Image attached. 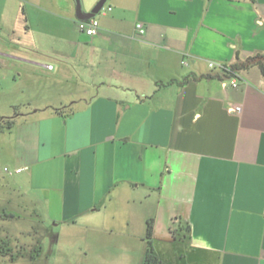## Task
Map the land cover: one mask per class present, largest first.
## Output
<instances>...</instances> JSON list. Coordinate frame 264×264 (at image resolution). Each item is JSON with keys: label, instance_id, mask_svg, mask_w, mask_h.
Here are the masks:
<instances>
[{"label": "crops", "instance_id": "obj_1", "mask_svg": "<svg viewBox=\"0 0 264 264\" xmlns=\"http://www.w3.org/2000/svg\"><path fill=\"white\" fill-rule=\"evenodd\" d=\"M94 18L90 37L75 0H0V60L39 78L0 133V210L57 229V264H143L150 219L161 264H264V75L208 66L264 51V0H106Z\"/></svg>", "mask_w": 264, "mask_h": 264}, {"label": "rangeland", "instance_id": "obj_2", "mask_svg": "<svg viewBox=\"0 0 264 264\" xmlns=\"http://www.w3.org/2000/svg\"><path fill=\"white\" fill-rule=\"evenodd\" d=\"M38 80L39 78H34L30 71L17 65L5 64L0 60V121L7 119L8 116H14L18 110L23 109L26 100L34 96V84ZM5 173L0 164V177ZM4 197L0 192V207L5 206ZM16 210L21 215V218L16 220L2 216L5 211L0 210V240H5L8 247L11 248V252L15 255V258L11 259L8 255L0 254V264L59 263L61 261L60 257L57 259L53 251L56 245L57 229L51 232L52 227L46 225L44 227L45 232L39 234L36 231L37 225H32V211L20 208ZM59 244L64 247L66 253L70 254V259L76 258L75 256H77L81 247L80 241H72V239L61 240ZM41 247L43 250L40 252Z\"/></svg>", "mask_w": 264, "mask_h": 264}, {"label": "trees", "instance_id": "obj_3", "mask_svg": "<svg viewBox=\"0 0 264 264\" xmlns=\"http://www.w3.org/2000/svg\"><path fill=\"white\" fill-rule=\"evenodd\" d=\"M252 66H257L261 70V73L264 75V51L256 52L252 55L245 57L244 59H238L234 64L231 65L232 70H240L247 69ZM14 124L13 118H7L0 121V133L4 130L10 129ZM1 215V214H0ZM2 216H7L5 213ZM190 226L188 223H184V225L178 230L173 232V237L177 241H187L189 238ZM152 235V220H148L146 223V235L147 239V249L144 256L143 264H161L160 260L154 253V250L151 245ZM0 254L8 255L11 259L15 258V255L11 252V248L8 247L7 242L5 240H0Z\"/></svg>", "mask_w": 264, "mask_h": 264}, {"label": "built area", "instance_id": "obj_4", "mask_svg": "<svg viewBox=\"0 0 264 264\" xmlns=\"http://www.w3.org/2000/svg\"><path fill=\"white\" fill-rule=\"evenodd\" d=\"M136 30L138 33L142 34L144 32V28L140 22L136 23ZM77 28L79 31L85 33L87 36H93L98 31V21L95 18H91L88 20H78L77 21ZM186 64V62L184 63ZM208 66L210 68H216L218 67L223 71L225 74V78L228 79L231 86L237 85L236 80V73L233 71L229 66H227L225 63L222 62H216V61H209ZM48 68H51V65L47 66ZM235 110L239 112L241 110L240 106H236ZM10 170L8 168H5V172H9ZM16 171H20V169H17Z\"/></svg>", "mask_w": 264, "mask_h": 264}, {"label": "water", "instance_id": "obj_5", "mask_svg": "<svg viewBox=\"0 0 264 264\" xmlns=\"http://www.w3.org/2000/svg\"><path fill=\"white\" fill-rule=\"evenodd\" d=\"M76 2V16L79 20H88L94 18L100 10L103 8L106 0H99L90 11H84L82 9L80 0H75Z\"/></svg>", "mask_w": 264, "mask_h": 264}]
</instances>
